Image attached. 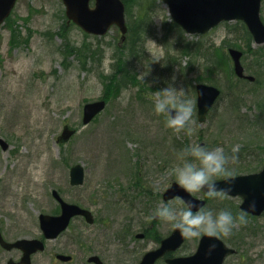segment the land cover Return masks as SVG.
<instances>
[{
  "label": "rangeland",
  "instance_id": "obj_1",
  "mask_svg": "<svg viewBox=\"0 0 264 264\" xmlns=\"http://www.w3.org/2000/svg\"><path fill=\"white\" fill-rule=\"evenodd\" d=\"M124 1L125 40L117 26L100 36L68 23L62 0H19L0 27V137L10 144L6 150L0 144V228L8 238L41 235L39 214L60 210L54 189L96 217L92 225L75 217L67 233L35 255L34 264H62L53 261V252L73 250L61 243L77 235L85 243L97 239L115 264H138L173 229L148 217L161 204L187 208L179 198L165 203L161 194L176 181L180 153L191 144L222 147L228 155L238 145V159L228 164L233 175L257 172L264 164V43H256L240 20L191 35L180 31L163 0ZM230 47L244 52L242 64L254 81L235 75ZM151 53L163 59L153 62ZM200 81L222 89L204 123L196 106ZM168 87L184 90L182 98L194 102L191 137L167 129L165 116H157L147 98ZM102 97L105 110L83 125L84 104ZM65 124L77 132L59 142ZM76 163L86 172L78 186L70 183ZM194 195L203 197L202 191ZM241 202L226 194L208 198L204 208L238 215ZM246 220L221 237L237 249L224 264H264V212ZM138 232L146 236L137 238ZM199 239L186 240L177 254L195 251ZM13 256L17 252L0 250V263Z\"/></svg>",
  "mask_w": 264,
  "mask_h": 264
},
{
  "label": "water",
  "instance_id": "obj_2",
  "mask_svg": "<svg viewBox=\"0 0 264 264\" xmlns=\"http://www.w3.org/2000/svg\"><path fill=\"white\" fill-rule=\"evenodd\" d=\"M17 0H0V24L11 13ZM92 0H63L66 6L68 21L73 20L83 29L95 34H105L111 25L120 27L123 36L127 32L125 21V4L123 0H94L95 6L91 7ZM168 6L173 19L181 24L188 33L207 32L223 20L243 19L252 32L257 43L264 42V23L260 16L262 0H164ZM230 53L234 60V69L237 75H244V67L241 64L242 51L231 48ZM254 79L253 76H248ZM197 107L200 122H204L207 113L220 95V89L207 83L197 84ZM106 106L105 99L88 102L84 106L83 123H89ZM174 114V113H173ZM75 129L65 125L59 141H67ZM4 149L9 144L0 138ZM84 167L76 164L71 168V183L78 185L84 181ZM218 189L231 186L228 194L241 195L243 202L241 208L252 214H261L264 211V166L261 171L250 174L237 175L226 179L215 181ZM54 195L60 200L62 213L60 215L41 214V226L47 236H56L66 228L72 216L84 214L87 220L93 222V214L90 210L63 200L57 191ZM181 196L188 205H195L192 210L196 211L204 204V200L195 198L191 193L182 189L177 182H174L165 192L164 198L170 199ZM139 236H143L140 234ZM184 241L179 230L174 231L161 241V245L148 251L139 264H155L156 260L168 251L178 248ZM7 248L21 246L26 250V256L33 251L43 248L39 240H21L14 244L3 240ZM215 249L209 251L211 245ZM235 252V249L228 247L220 238H209L202 236L197 251L187 256H175L167 258L169 264H223L224 258ZM7 264H18L9 261Z\"/></svg>",
  "mask_w": 264,
  "mask_h": 264
},
{
  "label": "clouds",
  "instance_id": "obj_3",
  "mask_svg": "<svg viewBox=\"0 0 264 264\" xmlns=\"http://www.w3.org/2000/svg\"><path fill=\"white\" fill-rule=\"evenodd\" d=\"M153 62H160L163 57L151 53ZM184 90L168 87L150 93L148 99L154 103V112L157 116H165V127L175 134L182 132L191 137L194 133L195 121L193 119L194 102L192 99L182 98ZM174 113V114H173ZM231 155L225 153L224 148H208L206 145L191 144L180 153L181 164L175 167L174 175L177 184L185 191L195 194L204 191L209 199H223L231 191L228 185L218 189L216 179L233 176L228 164L238 159L239 146L231 149ZM158 190V189H155ZM195 205L187 208H177L172 203L161 204L148 219H159L171 223L174 229L179 230L186 240L199 238L202 235L209 238L228 237L233 229L247 223L246 213L233 215L230 210H220L213 213L201 207L193 212ZM215 249L211 245L209 251Z\"/></svg>",
  "mask_w": 264,
  "mask_h": 264
},
{
  "label": "flooded vegetation",
  "instance_id": "obj_4",
  "mask_svg": "<svg viewBox=\"0 0 264 264\" xmlns=\"http://www.w3.org/2000/svg\"><path fill=\"white\" fill-rule=\"evenodd\" d=\"M84 225H86V221L85 219L82 220ZM25 225H20V228H23ZM15 227V226H14ZM26 227V226H25ZM84 228V226H82ZM70 230V228L68 229ZM64 231L62 232L59 236L54 237V238H44V236L38 235V236H24V237H16V238H8L6 236L5 230L0 228V234L3 235V237L5 239H7L8 241H16L20 238H39V239H44V243H45V249H47V245L48 242L51 240H58L61 238L62 235H64L65 233L68 232ZM72 233V232H71ZM125 237V236H124ZM123 239V237H122ZM69 242L66 243H61L62 245H69L68 247L70 248V246H72L73 250H70L68 252V250L64 251V250H56L53 252V261L54 262H60L62 264H115L114 261L112 260V256H110L109 252H103L100 251L101 249H99V241L96 239L95 241H90L89 243H85L83 242V238H81L80 235L76 236V239L72 236L68 237ZM67 247V246H64ZM64 249V248H63ZM0 250H6L8 252H12L15 251L17 252V257L14 258L13 257H9L8 260H6L5 262L9 261V260H13L15 262H17L18 264H34V257L35 255H37L38 253H41L43 251H37L34 252L29 256H25V250L21 247H13L11 249H7L4 248V246L1 244L0 242ZM93 256H97V258L92 259ZM5 262H2L0 264H4ZM57 262V263H58Z\"/></svg>",
  "mask_w": 264,
  "mask_h": 264
},
{
  "label": "trees",
  "instance_id": "obj_5",
  "mask_svg": "<svg viewBox=\"0 0 264 264\" xmlns=\"http://www.w3.org/2000/svg\"><path fill=\"white\" fill-rule=\"evenodd\" d=\"M143 13L146 14L147 12H144V11H143ZM141 18H142V20H140V21H144V17L141 16ZM178 27H179V26H178ZM179 29H180V27H179ZM143 30H144V28L140 29L139 31H140L141 33L143 32V34H145ZM180 31H182V30L180 29ZM123 65H124V64L121 65V66H122V69H121V70L124 71V67H123ZM111 81H112V80H110V82H111Z\"/></svg>",
  "mask_w": 264,
  "mask_h": 264
}]
</instances>
